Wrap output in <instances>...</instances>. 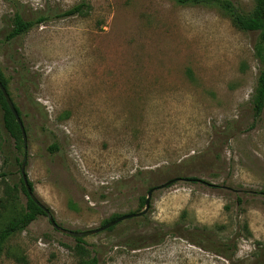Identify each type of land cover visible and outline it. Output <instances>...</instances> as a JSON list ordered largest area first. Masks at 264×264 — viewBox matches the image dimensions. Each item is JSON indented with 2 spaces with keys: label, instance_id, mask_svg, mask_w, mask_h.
I'll return each instance as SVG.
<instances>
[{
  "label": "rangeland",
  "instance_id": "obj_1",
  "mask_svg": "<svg viewBox=\"0 0 264 264\" xmlns=\"http://www.w3.org/2000/svg\"><path fill=\"white\" fill-rule=\"evenodd\" d=\"M20 1L86 7L0 44V72L26 129L24 150L0 126V226L23 210V160L36 199L73 231L140 211L147 189L178 172L194 179L154 189L143 217L79 243L37 215L4 242L0 264H76L91 255L97 264H264V106L257 117L250 109L256 33L208 4ZM10 11L0 0V29ZM6 50L28 70L26 93ZM159 229L156 243L125 244Z\"/></svg>",
  "mask_w": 264,
  "mask_h": 264
},
{
  "label": "trees",
  "instance_id": "obj_2",
  "mask_svg": "<svg viewBox=\"0 0 264 264\" xmlns=\"http://www.w3.org/2000/svg\"><path fill=\"white\" fill-rule=\"evenodd\" d=\"M6 2L10 8V14L3 17L4 26L0 29V44L6 49L9 48L10 44L21 38L28 30L34 26L41 25L47 21L60 19L64 17H69L75 14L82 15L84 13V7H86L83 1H79L68 8L60 9L55 7H44L40 8H30L24 2L20 0H3ZM180 4H205L213 5L219 10L223 11L229 17L231 23L234 27L243 31H250L256 33V39L253 43L254 54L258 61V71L255 77V87L250 100V109L253 117L259 116L264 106V0H252V7L249 11L244 12L238 8L231 0H176ZM6 52L11 68L14 71V74L17 76V84L22 89L24 93L28 91L29 84L31 80L28 78V70L20 63L19 57L12 53ZM19 68V69H18ZM0 83L6 90V80L0 72ZM9 95V94H8ZM12 101V100H11ZM14 109L16 110L17 115L20 118V111L17 106L12 102ZM23 125V124H22ZM0 126L3 129L4 133H7L10 137L13 138L15 147L19 149L21 142V136L19 128L14 120L12 113L7 107L4 98L0 92ZM24 131H26L25 126H23ZM55 148L54 145H52ZM178 179L192 180L194 179L191 176L184 174L172 175L164 184H170ZM28 185L31 187L29 181ZM151 187H155L150 186ZM21 191L25 195V203L23 210L17 214L9 217L1 226H0V251L4 242L15 232L23 229L26 225L31 222L37 215L44 214L43 210L33 202L26 194L25 188L21 182L20 185ZM148 188V189H149ZM147 189V190H148ZM142 199V198H141ZM144 200V198L142 199ZM138 212V211H137ZM119 215H113L107 220H103L102 224L107 223L115 219ZM143 217L144 214L139 215ZM112 226V225H111ZM111 226L107 228H111ZM165 232V231H164ZM163 231L156 230L154 234L150 235L148 238L140 237L135 239L131 243L130 238L125 241V244L130 248H139L143 246H148L150 244L156 243L161 238ZM172 228L167 230V233H173ZM205 231L204 229H196L193 235L196 239H204ZM147 239L149 240L147 242ZM76 243L81 242L80 237H74ZM130 240V241H129ZM188 240V239H187ZM192 244L199 246L194 240H189ZM261 249L264 251V244L261 245ZM224 258L229 259L227 256L222 255ZM76 264H97V259L94 255H91L88 258H79Z\"/></svg>",
  "mask_w": 264,
  "mask_h": 264
},
{
  "label": "water",
  "instance_id": "obj_3",
  "mask_svg": "<svg viewBox=\"0 0 264 264\" xmlns=\"http://www.w3.org/2000/svg\"><path fill=\"white\" fill-rule=\"evenodd\" d=\"M0 92H1V94L3 96V98H4V101H5L6 105H7V107L9 108L10 112L12 113L18 128H19V132H20V136H21V142H22V147L25 150V147H26V138L25 137H26V135H25V131H24L22 122H21L19 116L17 115L16 110L14 109V106L12 104V101H11L9 95L7 94L6 90L1 85V83H0ZM19 173H20L21 182H22V184H23V186L25 188L27 196L43 210V212H44L49 224L52 226V228H54L56 230H59V231H61L63 233H66V234H68V235H70L72 237H83L85 235L96 233V232H98L100 230H103V229H105V228H107V227H109V226H111V225L123 220V219L130 218V217H136V216L144 214L146 212L147 208H148V205H149V198H150L151 192L154 189L162 187V185H165L163 183L161 185H157L155 187H151V188H149L146 191V194H145V197H144V200H143V208L140 211L134 212V213L121 214V215L117 216L115 219H113L111 221H108L107 223H105L103 225H100V226H98L96 228L82 230V231H73V230H68V229H64V228L60 227L55 222V220L53 219L52 214L49 212L48 208H46L42 203H40L36 199V197L34 196L32 190H31V187L28 185V180H27L25 172H24V160L20 163Z\"/></svg>",
  "mask_w": 264,
  "mask_h": 264
}]
</instances>
